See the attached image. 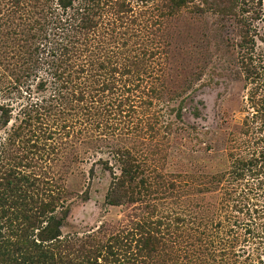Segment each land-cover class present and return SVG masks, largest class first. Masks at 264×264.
Returning <instances> with one entry per match:
<instances>
[{"label": "rangeland", "instance_id": "374dc122", "mask_svg": "<svg viewBox=\"0 0 264 264\" xmlns=\"http://www.w3.org/2000/svg\"><path fill=\"white\" fill-rule=\"evenodd\" d=\"M87 4L78 32L58 0H0V234L144 224L166 248L114 264H264V0Z\"/></svg>", "mask_w": 264, "mask_h": 264}, {"label": "trees", "instance_id": "16d2710c", "mask_svg": "<svg viewBox=\"0 0 264 264\" xmlns=\"http://www.w3.org/2000/svg\"><path fill=\"white\" fill-rule=\"evenodd\" d=\"M91 2H94V0H91ZM58 4L66 8V10H75L74 14L70 17L71 22H73V24L70 25L71 30L88 32L90 29L96 27V22L93 18L94 4L76 7V0H58ZM63 49L67 55H73L78 51H73L68 47H64ZM261 162H263L261 168L264 170V154L262 155ZM256 164L258 165V162H254V160L239 162L237 171L234 173L238 178L242 177L241 171L243 169L247 171H249L247 167L257 169ZM254 176H258L257 178L261 180L260 182H264V179H261V176H264V172L258 170V173L254 174ZM213 180L221 182L218 176H214ZM7 184H11V181H8ZM237 201L241 210L246 209V211H249L245 205H242L239 199H237ZM261 212L263 213L262 215H264V210ZM177 220H179L180 224L184 222V220L179 218H177ZM156 224V222L148 223V225H154V227ZM28 226H30L29 223L26 227L19 228L21 233H17L13 241L7 240L5 236L0 234V264H114L118 261L116 257L118 253L116 251H118L120 247H146L149 251H153V247L166 248L167 246L166 240L163 237L154 235V233H159V231L144 224L138 225L131 232H119L110 236L106 242L102 241L96 245L91 237L63 241L60 239L61 234L59 231L49 225L39 231V235L36 238V240L40 241L38 243L36 240H31L30 237H28ZM197 241L202 248L208 245L207 241ZM45 242L51 243L44 244ZM204 252L206 255H210L215 261L217 257L216 254L222 251L216 252V249L213 248L212 250L207 246ZM136 255H138V252L135 253V256Z\"/></svg>", "mask_w": 264, "mask_h": 264}]
</instances>
